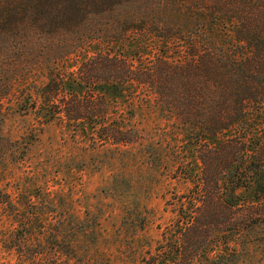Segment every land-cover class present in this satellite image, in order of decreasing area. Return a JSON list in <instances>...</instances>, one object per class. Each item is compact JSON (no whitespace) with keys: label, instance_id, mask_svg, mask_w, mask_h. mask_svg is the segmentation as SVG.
I'll use <instances>...</instances> for the list:
<instances>
[{"label":"trees","instance_id":"1","mask_svg":"<svg viewBox=\"0 0 264 264\" xmlns=\"http://www.w3.org/2000/svg\"><path fill=\"white\" fill-rule=\"evenodd\" d=\"M140 35L163 43L150 63L129 53ZM92 43L104 49L74 77L57 66ZM35 69L47 73L40 85L27 83ZM128 84L154 96L198 160L195 169L178 161L190 185L172 197L166 241L144 264H240L237 239L264 227V0H0V166L23 162L30 144L4 132L6 101L101 144L139 142L108 97ZM53 206L0 191L13 225L3 241L17 264H136L102 253L87 224L52 221Z\"/></svg>","mask_w":264,"mask_h":264},{"label":"rangeland","instance_id":"2","mask_svg":"<svg viewBox=\"0 0 264 264\" xmlns=\"http://www.w3.org/2000/svg\"><path fill=\"white\" fill-rule=\"evenodd\" d=\"M226 29V34L232 35L233 27L228 25ZM137 37L131 41L133 52L129 53L136 52L149 63L155 52L163 53V43L158 38ZM100 49H104L100 43H92L80 55L57 66L74 77L80 62ZM44 71L35 69L27 83L40 85L46 80ZM108 97L124 125L139 130V142L101 144L93 141L89 131H75L59 120H45L32 112L21 113L13 101L5 100L4 132L30 144L23 162L9 159L0 166V191L15 201L31 197L38 205L44 199L52 200V221L57 215L68 221L66 226L75 224L74 220L78 228L87 224L93 231L84 236H96L99 250L111 260L144 264L150 251L153 254L155 247L166 241V226L176 217L170 205L172 197L186 192L190 185L183 178L184 168L178 166V161L195 169L198 160L192 140L179 132L147 90L128 84L118 97L110 93ZM258 126L264 136V121ZM224 137L222 134L213 142ZM136 213L140 216L132 218ZM95 217L100 225L93 229ZM81 221L84 224L80 225ZM12 226L0 210V264H17L3 241L4 232ZM237 241L238 246L245 248L240 264H264V227Z\"/></svg>","mask_w":264,"mask_h":264}]
</instances>
